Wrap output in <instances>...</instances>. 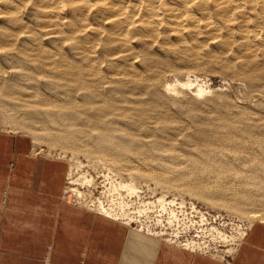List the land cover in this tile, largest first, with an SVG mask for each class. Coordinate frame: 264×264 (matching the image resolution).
I'll use <instances>...</instances> for the list:
<instances>
[{"label":"rangeland","instance_id":"374dc122","mask_svg":"<svg viewBox=\"0 0 264 264\" xmlns=\"http://www.w3.org/2000/svg\"><path fill=\"white\" fill-rule=\"evenodd\" d=\"M38 13L25 1L0 0V130L26 135L36 151L67 162L64 199L108 218L103 205L108 219L137 233L231 261V249L252 226L264 224V58L247 59L238 35L213 38L201 30L179 45L170 35L165 43L134 37L123 51L124 61L114 55L101 59L99 48L100 72L94 75L81 54L85 49L73 50L70 41H62L66 36L51 37L52 28ZM72 67L83 69L84 85L63 76ZM175 84V90L167 89ZM107 97L116 109L103 110L96 124L97 108ZM148 105L150 116L141 120L137 115ZM225 119L245 150L216 146L214 156L200 158L206 148L199 133H226ZM248 126L254 128L253 138L244 132ZM126 131L139 151L123 158L129 167L120 169L116 158L98 148L105 144L102 135ZM67 134L77 138L73 147L46 140ZM194 175L206 187L200 191L204 195L186 188ZM162 178L168 182L160 183ZM176 202H189L198 214L185 209L180 218ZM237 203L243 208L236 210ZM194 220L202 234L182 238L179 224L187 229ZM235 236L237 242L231 240ZM187 243L196 245L187 248Z\"/></svg>","mask_w":264,"mask_h":264},{"label":"crops","instance_id":"0c3cea01","mask_svg":"<svg viewBox=\"0 0 264 264\" xmlns=\"http://www.w3.org/2000/svg\"><path fill=\"white\" fill-rule=\"evenodd\" d=\"M68 171L26 135L0 130V264H264L262 223L225 262L64 199Z\"/></svg>","mask_w":264,"mask_h":264},{"label":"bare ground","instance_id":"6f19581e","mask_svg":"<svg viewBox=\"0 0 264 264\" xmlns=\"http://www.w3.org/2000/svg\"><path fill=\"white\" fill-rule=\"evenodd\" d=\"M22 1H25L26 4H31L32 9L39 12L38 15L41 18L40 20L52 28L49 34L51 37L59 38L60 36H66L62 41H70V46L73 50L77 51L79 48L85 49L82 50L84 53L81 54L87 56V60L84 59L89 64L90 70L94 75L100 72L98 69V63H100L98 59L100 57L99 48L103 55L101 59H109L110 56L114 55V59L124 61L126 57L123 51L130 45L134 37L145 43L149 40L158 41L161 39L162 42L165 43L170 35L174 36L175 42L179 45L186 43L201 30L210 32V34L214 35L213 38H217L221 36V34L226 35L227 38L238 35L240 39L236 40V42L241 49L247 52V59H255L258 56L264 58V0ZM9 5L10 2L8 1H5L3 4L5 7ZM14 11H19V9L16 7ZM65 12H68L69 18L62 17ZM101 21H103L104 24H101ZM251 21L253 23L249 25ZM103 25L105 26L102 27ZM137 35L139 37H137ZM226 45L227 48H229L232 47L233 44L227 42ZM181 49L186 48L181 47ZM146 60H149V58ZM111 69H113V66H111ZM84 74L82 68L72 67L67 68L63 76H71L74 82L82 86L86 83L83 78ZM188 83L189 82H187V84ZM176 85L177 84L174 86L168 85L167 89L170 91L175 90ZM203 93L204 89H200L199 94ZM109 100L110 99L107 97L105 104L97 108L99 115L93 119L96 124L102 121L100 113L103 110L110 109L109 111H112L116 109ZM149 107H151V105L142 108L140 115H137V117L141 120L149 117L150 110H147ZM67 115L68 119L72 118L69 113H67ZM225 126L229 130H223L226 131V133H222V131L218 132L216 136H209L207 131H201L199 133V144L206 148L200 158H211L214 156L216 146L221 147V149H229L230 145H232L234 148H237V150H245L243 140L236 138L233 134V124L225 119ZM246 129L247 130L244 132L248 133V135L253 138L251 134L254 128L248 126ZM129 134V131H126L123 135H118L114 132L112 134H105L102 135V141L105 144H99L98 152L103 156H106V152H108L111 158H116L118 162H115V165L120 167V169L129 167L128 164L122 162L124 160L123 158L136 154L138 155L139 149L127 139ZM261 136L262 139L260 140H264V131L261 132ZM55 137H52V139L46 138V140L63 143L67 147H73L77 142V138L71 134ZM222 152L225 151L223 150ZM245 153H247V151H245ZM250 157L256 158L254 156ZM69 175H71V173ZM194 176L193 183H186V188L188 189L189 187L190 191L203 194V192L200 191L204 188L206 189V187H203V183L198 176ZM82 178L86 182H91V179L87 180L85 176H82ZM179 180L183 181L184 176L181 175V179ZM159 182L165 184L168 181L162 178L159 179ZM119 185L127 187V185L122 183ZM72 190L76 191V189ZM131 190L133 189L131 188ZM78 194L80 196L83 195L80 192H78ZM240 204L241 203H237L234 208L236 210L242 209L243 207ZM100 208L108 218L111 217L110 213L103 205H101ZM244 235V232L240 234L242 238ZM236 237L237 236L233 237L231 240L237 242ZM194 245H196V243L186 244L187 248L193 247ZM231 250L232 252L235 251L234 248Z\"/></svg>","mask_w":264,"mask_h":264},{"label":"built area","instance_id":"2783aa9c","mask_svg":"<svg viewBox=\"0 0 264 264\" xmlns=\"http://www.w3.org/2000/svg\"><path fill=\"white\" fill-rule=\"evenodd\" d=\"M67 197H68V193L65 192L63 194V198H67ZM173 208L175 209V212L177 211V213L179 214V216H181L180 218H183L184 217V213H183L184 211L183 210H185V209L186 210H190L191 213H194L193 214L194 216L196 214H198L196 212V210L193 209L190 206V203L189 202H187V204H185L183 206H181L178 202H176V204L173 205ZM200 211H201V209H200ZM202 212H204V211H202ZM179 225H180V228H181L180 231H181V234H182V236H181L182 238H185L186 239L189 235L190 236H195V237L199 238V234L198 233L202 234V229H201V226L202 225H200V223L197 222V221H195V220H194V223H191V225H192L191 227L189 225H187V227H188L187 229H185L186 224H184L182 221H181V223ZM162 232H163L162 230L159 231V233H162ZM157 233H158V231H157Z\"/></svg>","mask_w":264,"mask_h":264}]
</instances>
